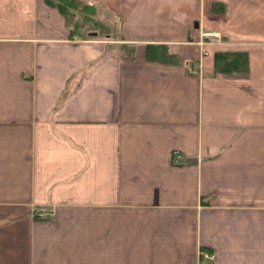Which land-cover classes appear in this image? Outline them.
Segmentation results:
<instances>
[{"label":"crops","instance_id":"obj_1","mask_svg":"<svg viewBox=\"0 0 264 264\" xmlns=\"http://www.w3.org/2000/svg\"><path fill=\"white\" fill-rule=\"evenodd\" d=\"M79 1L0 0V264H264V0Z\"/></svg>","mask_w":264,"mask_h":264},{"label":"trees","instance_id":"obj_2","mask_svg":"<svg viewBox=\"0 0 264 264\" xmlns=\"http://www.w3.org/2000/svg\"><path fill=\"white\" fill-rule=\"evenodd\" d=\"M56 1V2H55ZM51 6H55L68 19L70 8L75 10L86 11L95 14V6L91 3H83L79 0H45ZM214 9V7H213ZM97 25L99 22H96ZM104 27V26H103ZM153 53L155 55H153ZM166 54L164 50H154L147 53L149 59H162V55ZM247 54L243 51H218L214 54V71L222 74H243L247 71Z\"/></svg>","mask_w":264,"mask_h":264},{"label":"rangeland","instance_id":"obj_3","mask_svg":"<svg viewBox=\"0 0 264 264\" xmlns=\"http://www.w3.org/2000/svg\"><path fill=\"white\" fill-rule=\"evenodd\" d=\"M53 7H55V6H53ZM69 12H70V13H68L69 23L70 24L72 23V25L73 24L74 25L79 24L82 27L84 35H86V33L90 32V31H93L96 33L99 31V32L103 33L102 30H103L104 25H103V17L101 15H98L95 17L94 16L95 14H90L89 10L81 11V10H75L73 8H70ZM77 12L80 14H78ZM96 22H99L98 25Z\"/></svg>","mask_w":264,"mask_h":264},{"label":"built area","instance_id":"obj_4","mask_svg":"<svg viewBox=\"0 0 264 264\" xmlns=\"http://www.w3.org/2000/svg\"><path fill=\"white\" fill-rule=\"evenodd\" d=\"M171 160L173 162V164H183L185 162V160L183 159L182 154L178 151V150H174L172 152V157Z\"/></svg>","mask_w":264,"mask_h":264},{"label":"water","instance_id":"obj_5","mask_svg":"<svg viewBox=\"0 0 264 264\" xmlns=\"http://www.w3.org/2000/svg\"><path fill=\"white\" fill-rule=\"evenodd\" d=\"M198 24L195 22V26H197ZM92 35H95L96 32H91Z\"/></svg>","mask_w":264,"mask_h":264}]
</instances>
